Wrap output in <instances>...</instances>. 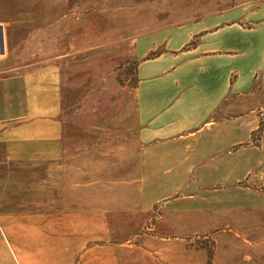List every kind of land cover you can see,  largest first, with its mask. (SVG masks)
<instances>
[{
    "label": "crops",
    "instance_id": "obj_1",
    "mask_svg": "<svg viewBox=\"0 0 264 264\" xmlns=\"http://www.w3.org/2000/svg\"><path fill=\"white\" fill-rule=\"evenodd\" d=\"M251 7L139 40V205L59 230L49 264H202L209 242L231 264L264 252V2ZM16 17L0 14V147L31 142L35 158L59 159L65 73L15 63Z\"/></svg>",
    "mask_w": 264,
    "mask_h": 264
},
{
    "label": "rangeland",
    "instance_id": "obj_2",
    "mask_svg": "<svg viewBox=\"0 0 264 264\" xmlns=\"http://www.w3.org/2000/svg\"><path fill=\"white\" fill-rule=\"evenodd\" d=\"M263 2L0 0V14L17 16L15 63L61 66L68 113L59 159L35 158L31 142L0 147V264H49L59 230L80 234L82 222H97L99 212L129 218L139 205L135 91L145 34L209 16L240 18L243 6ZM257 87L264 90V74ZM203 247L202 264H231L215 243ZM232 261L264 264V252Z\"/></svg>",
    "mask_w": 264,
    "mask_h": 264
},
{
    "label": "trees",
    "instance_id": "obj_3",
    "mask_svg": "<svg viewBox=\"0 0 264 264\" xmlns=\"http://www.w3.org/2000/svg\"><path fill=\"white\" fill-rule=\"evenodd\" d=\"M259 131H260L259 136L260 134H264V113L262 115L261 128Z\"/></svg>",
    "mask_w": 264,
    "mask_h": 264
}]
</instances>
